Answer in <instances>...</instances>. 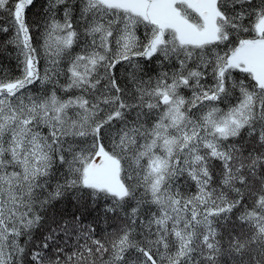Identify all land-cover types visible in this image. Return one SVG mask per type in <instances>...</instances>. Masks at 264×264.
Segmentation results:
<instances>
[{"label":"snow or ice","instance_id":"6c2138e0","mask_svg":"<svg viewBox=\"0 0 264 264\" xmlns=\"http://www.w3.org/2000/svg\"><path fill=\"white\" fill-rule=\"evenodd\" d=\"M37 2L0 0V264H264V0Z\"/></svg>","mask_w":264,"mask_h":264},{"label":"trees","instance_id":"16d2710c","mask_svg":"<svg viewBox=\"0 0 264 264\" xmlns=\"http://www.w3.org/2000/svg\"><path fill=\"white\" fill-rule=\"evenodd\" d=\"M44 0H38L36 8L32 11L36 12L40 9V4L43 3ZM0 67L7 68L11 70L14 74L18 75V72L15 71V60L13 57L8 56L6 53L0 52ZM121 76L124 74V68H119V72Z\"/></svg>","mask_w":264,"mask_h":264}]
</instances>
